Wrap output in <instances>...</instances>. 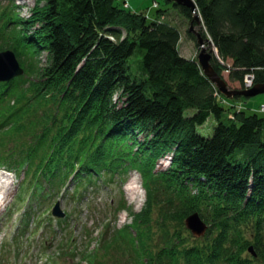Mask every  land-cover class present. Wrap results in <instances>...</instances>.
I'll list each match as a JSON object with an SVG mask.
<instances>
[{"label":"trees","instance_id":"1","mask_svg":"<svg viewBox=\"0 0 264 264\" xmlns=\"http://www.w3.org/2000/svg\"><path fill=\"white\" fill-rule=\"evenodd\" d=\"M192 1L199 25L170 0L152 20L121 0H34L27 19L13 4L0 7V50H12L24 70L10 86L0 84V128L48 139L38 177L64 182L76 164L83 182L103 173L121 179L128 168L141 175V211L85 251L87 264H101L112 246L126 264H264V114L233 111L196 57L180 55L172 21L193 23L211 42L213 70L227 71L242 90L246 75L253 85L264 82V0ZM46 103L54 106L49 114L29 116ZM209 118L212 133L203 137ZM158 157L169 159L162 170ZM194 212L207 224L194 244L182 245L170 228L160 245L148 244L152 214L181 224Z\"/></svg>","mask_w":264,"mask_h":264},{"label":"rangeland","instance_id":"2","mask_svg":"<svg viewBox=\"0 0 264 264\" xmlns=\"http://www.w3.org/2000/svg\"><path fill=\"white\" fill-rule=\"evenodd\" d=\"M125 1L131 11L142 13L149 20L155 18L156 12L164 8L161 0ZM117 3L120 4V2ZM11 4L15 6V11L19 17L27 19L35 2L34 0H0V7ZM155 4L160 5L159 9H155ZM172 18L174 24L181 31V41L178 47L180 55L187 59L197 57L199 48L196 49L194 40L186 32V29L189 28L188 23L179 17L172 16ZM194 30L197 32L198 28ZM39 59L43 64L44 54H41ZM221 77L229 89H240L238 83L231 82L228 79V74L225 71H223ZM9 82L10 86L12 82ZM221 97L232 104L233 111L250 109V111L261 113L259 108L264 105V94L250 99L240 98L237 100H234V98L227 99L223 95ZM53 107L52 104L46 103L29 116L36 120L37 117L49 114ZM228 117L232 119V114L229 113ZM213 125V119L209 118L207 123L199 128V134L203 137H209ZM34 127L36 128L34 135L37 136L41 133V127L37 122ZM137 140H140V137H137ZM48 149V139L46 141L34 140L33 136L28 138L24 132L19 135L4 134V130L0 132V153L9 157L6 161L15 170L14 173L17 177L15 187H9L8 200L11 199V206L0 212V264H71L70 260L73 257H75L76 262V260H80L79 257L82 253L91 250L98 242L102 244V238L104 240L105 236L107 238L109 229L130 224L132 213L140 212L145 204V190L141 185L139 173L133 169L126 170V182L111 183L108 189L98 187V189L93 190L89 188V194L87 193V197L83 200H78V196H70L72 189H68L64 195V188L67 184L60 193L53 194L48 199L46 197V200L41 201V197L29 200L28 196H23V199L20 200L19 191L26 185L27 181L30 182L27 186V194L31 192V183L38 182L42 184V179L36 178L35 174L31 172V168L36 165V161H38L41 154L45 152L49 155ZM12 158L16 160L17 164L12 162ZM24 160L30 164L26 173H23L25 168L18 166ZM167 162V157L156 158L155 170L164 169L168 164ZM56 201L59 202L60 208L68 215L62 224L50 218L51 207ZM29 203L31 205L28 207ZM124 204L125 208L119 209ZM23 210L32 212L34 216L35 213H39V215L33 220L30 216L27 225L24 226L21 221V217L24 215ZM152 215L154 218H150L149 225L154 240L148 241L149 245L152 244V241L153 246L160 245L162 241L159 238L162 235V230L167 228L179 234L182 245L194 244L197 237L191 234L184 223L178 224L172 221H163L164 223H162L156 218L158 216L155 213ZM20 223L21 226H19ZM18 228H23V231L19 232ZM100 259L98 262H101V264H126L128 261L126 254H123L120 249L114 246L107 249L106 253H102Z\"/></svg>","mask_w":264,"mask_h":264},{"label":"water","instance_id":"3","mask_svg":"<svg viewBox=\"0 0 264 264\" xmlns=\"http://www.w3.org/2000/svg\"><path fill=\"white\" fill-rule=\"evenodd\" d=\"M172 3L186 7L190 10L193 15L192 22L199 25L200 17L197 14L196 7L192 0H170ZM189 32L193 33L196 37L198 45V54L196 57V63L200 67L202 73L211 81L215 86L216 90L228 99H233L235 97L250 99L255 96L264 94V82L254 84L249 89L242 90H232L227 87V84L223 78L213 70L210 65L211 52L212 49H208L211 46L210 40H203L201 35L194 30L193 23H190ZM205 43L208 45L205 47ZM23 73L21 67L19 66L14 54L11 51L0 52V82H6L12 80L15 77L21 76ZM56 215H62V213L57 209V205L53 211ZM184 225L194 237H201L206 231L207 224H205L199 214L194 212L188 215L184 219ZM249 252L254 254L251 247H249Z\"/></svg>","mask_w":264,"mask_h":264},{"label":"built area","instance_id":"4","mask_svg":"<svg viewBox=\"0 0 264 264\" xmlns=\"http://www.w3.org/2000/svg\"><path fill=\"white\" fill-rule=\"evenodd\" d=\"M124 6L127 7V4L124 3ZM156 7V5H154ZM227 73V71H225ZM253 85V76L246 75L243 79V86L245 89L250 88ZM259 111L264 114V105L259 108Z\"/></svg>","mask_w":264,"mask_h":264},{"label":"bare ground","instance_id":"5","mask_svg":"<svg viewBox=\"0 0 264 264\" xmlns=\"http://www.w3.org/2000/svg\"><path fill=\"white\" fill-rule=\"evenodd\" d=\"M206 44H207V43H206ZM207 45H208V44H207ZM207 45H206V46H207ZM206 46H205V47H206ZM221 95H222V94H221ZM227 99H228V98H227ZM129 189H130V188H129Z\"/></svg>","mask_w":264,"mask_h":264}]
</instances>
